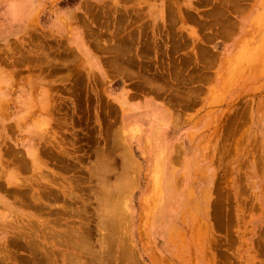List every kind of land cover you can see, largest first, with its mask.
<instances>
[{"label": "rangeland", "instance_id": "obj_1", "mask_svg": "<svg viewBox=\"0 0 264 264\" xmlns=\"http://www.w3.org/2000/svg\"><path fill=\"white\" fill-rule=\"evenodd\" d=\"M263 48L264 0H0V264H264Z\"/></svg>", "mask_w": 264, "mask_h": 264}, {"label": "bare ground", "instance_id": "obj_2", "mask_svg": "<svg viewBox=\"0 0 264 264\" xmlns=\"http://www.w3.org/2000/svg\"><path fill=\"white\" fill-rule=\"evenodd\" d=\"M85 5H86V4H85ZM89 6H90V5H89ZM101 8H102V7H101ZM87 9H88V8H87ZM120 19H121V18H120ZM115 25H116V24H115ZM41 45H42V44H41ZM105 47H106V46H105ZM39 48H40V47H39ZM120 49H121V48H120ZM263 49H264V48H263ZM263 49H262V50H263ZM39 50H40V49H39ZM39 50H37V51H39ZM118 51H121V50H119V47H118ZM117 54H118V52H117ZM120 55H121V52H120V54H119L118 56L120 57ZM35 57H36V56H35ZM119 57H117V58H119ZM219 59H220V58H219ZM18 65H19V64H18ZM14 66H15V65H14ZM7 67H8V66H7ZM39 67H40V66H39ZM38 69H40V68H38ZM233 69H234V68H233ZM118 71H120V70H118ZM51 93H52V92H51ZM45 94H46V93H45ZM192 96H193V95H192ZM212 96H213V95H212ZM44 102H45V101H44ZM47 106H48V104H47ZM43 107H44V104H43ZM47 109H48V108H47ZM50 109H51V108H50ZM51 110H52V109H51ZM211 110H212V109H211ZM37 111H38V110H37ZM51 124H53V123H51ZM39 125H40V124H39ZM38 129H39V126H38ZM51 137H52V136H51ZM62 137H63V136H62ZM52 139H54V138H52ZM58 139H59V138H58ZM260 142H261V141H260ZM52 143H54V142H52ZM63 145H64V144H63ZM44 146H46V145H44ZM53 146H54V144H53ZM59 146H60V145H58V147H59ZM259 148H260V147H259ZM53 149H54V148H53ZM19 150H20V149H19ZM59 150H60V153L63 152V154H64L65 156H66L67 154H68V156H69V153H68V151L65 149V147L62 148V147L60 146L59 149H58V151H59ZM5 151H6V150H5ZM66 151H67V153H66ZM10 152H11V151H10ZM19 152H20V151H19ZM11 154H12V153H11ZM61 154H62V153H61ZM107 155H108V152H107V153H103V157H102V158H104V163H105V164H106V161L108 160V156H107ZM13 157H14V156H13ZM23 158H24V157H23ZM27 160H28V159H27ZM11 162H12V161H11ZM21 162H22V161H21ZM21 162H20V163H21ZM35 162H36V161H35ZM3 163H4V162H3ZM20 163H19V164H20ZM37 163H38V162H37ZM17 165H18V164H17ZM28 165H29V164H28ZM30 166H31V165H30ZM33 166H34V165H33ZM107 167H108V165H105V166L103 167V169H104V168H107ZM90 170H91V169H90ZM28 171H29V170H28ZM91 172H92V171H91ZM56 175H57V174H56ZM59 176H60V175H59ZM34 177H35V176H34ZM34 177H33V178H34ZM55 177H57V176H55ZM57 178H58V177H57ZM62 179H63V177H62ZM48 180H49V178H48ZM48 180H47V181H48ZM63 180H64V179H63ZM58 181H59V180H58ZM64 182H65V181H64ZM72 182H73V181H72ZM72 182H70V183L68 184V186H69V187L67 186V187H68V190H67V191H64V196L68 197L69 199H72V198H74V197L76 198V195H75V194L77 193V192H76V193H75V192L72 193V191H74V190L76 189V188H75V185H74L75 183H72ZM52 183L55 184L56 181H55V182L52 181ZM38 184H39V183H38ZM58 185H59V184H58ZM108 187H110V186H108ZM106 188H107V187H106ZM106 188H105V190H106ZM116 188H117V187L115 186V192L117 193L118 190H117ZM51 189H52V188H51ZM51 189H50V190H51ZM101 189H102V188H101ZM110 189H112V188H110ZM64 190H65V189H64ZM113 190H114V189H113ZM113 190H112V192H114ZM116 190H117V191H116ZM52 191H53V189H52ZM56 191L58 192V190H56ZM33 192H34V191H33ZM57 192H56V193H57ZM94 192H95V191H94ZM104 192H105V194H104V196H103V199L105 200V198H106L105 202H106V201L108 202L110 199H112V201H113V198H115V196L113 197V194L115 195V192H114V193H112V192L110 193L109 190H106V191H104ZM17 193H18V192H17ZM42 193H43V192H42ZM51 193H52V192H51ZM56 193H55V194H56ZM62 193H63V192H62ZM28 194H29V193H28ZM102 194H103V191L101 190V191H100V195H102ZM111 194H112V195H111ZM35 195L38 196V194H35ZM46 195H49V194H46ZM50 195H51V194H50ZM60 195H61V194H60ZM77 195H78V194H77ZM29 196H30V195H29ZM31 196H32V195H31ZM39 196H40V195H39ZM52 196H53V198L59 197V195H51L50 197H52ZM14 197H15V196H14ZM100 197H102V196H100ZM107 197H108V198H107ZM111 197H112V198H111ZM159 197H160V196H159ZM38 198L42 200V196H41V197H38ZM75 198H74V199H75ZM77 198H80V196L77 197ZM109 198H110V199H109ZM22 199H23V198H22ZM69 199H68V200H69ZM74 199H72L73 202L76 201V200H74ZM107 199H108V200H107ZM37 200H38V199H37ZM18 201H19V200H18ZM32 201H33V200H32ZM34 201H35V200H34ZM72 201H71V202H72ZM100 201H101V198H100ZM110 201H111V200H110ZM110 201H109L110 205L113 204V205H111V206H112L111 208H113V209H112V211H111V210H110V211L113 212L114 215H113V214H112V215H113V217H115V213H114L115 210H114V207H115V205H116L118 202L115 203V200H114V201H113V202L115 203V204H114L113 202H110ZM39 202H40V201H39ZM73 202H72V203H73ZM37 204H38V203H37ZM42 205H43V204H42ZM71 205H72V204H71ZM103 205H104V203H103ZM107 205H108V204L106 203V206H107ZM38 206H39V205H38ZM70 207H71V206H69V208H70ZM117 207H118V206H117ZM65 208H66V207H65ZM67 208H68V207H67ZM107 208H108V206H107ZM107 208L105 207L106 210H109V209H107ZM74 209H75V208H74ZM69 210H70V212H72V213H75V212H76V211L73 210L72 208H70ZM102 210H103V209H102ZM113 210H114V211H113ZM116 210H117V209H116ZM110 211H109V212H110ZM117 211H118V210H117ZM117 211H116V212H117ZM111 212H110V215H109V213H108V215H106L107 219H108V216L112 217V216H111ZM49 213H50V212H49ZM118 214H119V212H118ZM116 215H117V213H116ZM103 217H105V215H103ZM113 217H112V219H113ZM101 218H102V217H101ZM115 218H116V217H115ZM115 218H114V220L117 221V218H116V219H115ZM103 219H104V218H103ZM109 219H110V218H109ZM110 220H111V219H110ZM107 221H108V220H107ZM34 222H36V221H34ZM100 222H101L100 224L104 226V224H103L104 221H102V219H101ZM105 222H106V221H105ZM49 223H50V221H49ZM51 223H52V222H51ZM16 228H17V227H16ZM37 228H38V227H37ZM81 229H82V226H81ZM50 231H51V230H50ZM46 232H47V231H46ZM14 239H15V238H14ZM13 255H14V254H13ZM6 259H7V258H6ZM11 259H12V258H11ZM6 261H7V260H6ZM8 262H9V261H8ZM8 262H7V263H8ZM11 262H12V261H11ZM7 263H6V264H7ZM8 264H10V263H8ZM13 264H14V262H13Z\"/></svg>", "mask_w": 264, "mask_h": 264}]
</instances>
